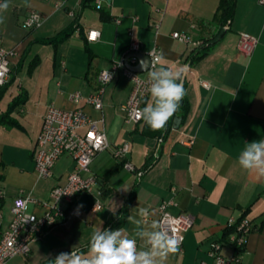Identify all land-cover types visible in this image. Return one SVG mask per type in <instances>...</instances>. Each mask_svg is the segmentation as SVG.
Here are the masks:
<instances>
[{"label":"crops","instance_id":"0c3cea01","mask_svg":"<svg viewBox=\"0 0 264 264\" xmlns=\"http://www.w3.org/2000/svg\"><path fill=\"white\" fill-rule=\"evenodd\" d=\"M3 3L8 7L0 10V46L15 48L16 54L0 97V233L10 220L16 195L45 200L73 168V159L64 153L54 163L50 177L39 178L34 171V146L49 104L72 108L69 92L79 90L85 95L95 90L98 72L127 51L131 35L141 51L154 46L160 49L157 68L175 70L188 65L183 81L185 108L174 115L181 120L175 126L173 118L162 139L143 119L126 121L121 105L132 83L121 74L105 86L101 110L80 103L88 114L102 119L99 126L109 142L90 164L97 182L90 191L73 198V206L83 205L80 217L68 215L43 229L27 255L11 257L7 264H49L77 244L87 253L82 248L89 244L93 226L103 230L124 207L119 225L112 230L122 229L123 236L136 240L138 250L146 249L147 236L137 233L155 230L152 221L158 219V205L171 198L175 204L169 210L190 213L193 225L184 234L181 250L170 254L165 264H212L208 255L212 241L221 242L222 253H231L224 231L242 216L251 221L253 229L240 251V264H264V179L250 175L238 163L246 143L264 139V4L235 0L222 39L191 63L184 56L215 30L219 0H105L100 8L79 6L77 0H65L61 8L45 0ZM32 9L42 13L43 21L29 30L22 20ZM68 9L76 11L75 19ZM100 9L107 12V18H101ZM71 26L72 32L55 46L42 42ZM89 28L99 30L97 40H86ZM173 31L185 33L189 42L172 37ZM242 32L257 38L251 54L237 48ZM45 46L49 49L45 48L42 58L39 51ZM151 102L149 93L144 107ZM124 142L129 144L127 159L137 169L157 155L140 176L112 155L113 148ZM96 202L101 206L92 209ZM141 208L149 214H141ZM28 210L43 212L32 202Z\"/></svg>","mask_w":264,"mask_h":264},{"label":"built area","instance_id":"2783aa9c","mask_svg":"<svg viewBox=\"0 0 264 264\" xmlns=\"http://www.w3.org/2000/svg\"><path fill=\"white\" fill-rule=\"evenodd\" d=\"M3 0H0V4ZM52 1L55 8H61L65 0ZM264 4V0H257ZM83 0H77L82 5ZM105 0H93L94 6ZM97 8V7H96ZM68 15L76 18V11L68 9ZM43 15L37 10H29L22 20V26L26 29H35L42 24ZM119 22V19L115 20ZM98 29L89 28L85 32L87 41L98 39ZM171 36L189 42L185 33L173 31ZM257 38L250 33H240L237 48L245 53L251 54ZM193 44H196L193 42ZM140 50L138 40L131 35L128 49L125 53L115 58L109 68L102 69L97 74L98 86L88 94L79 90L67 94L68 100L74 104L72 108H63L53 103L49 104L42 117L41 128L37 136L34 151V171L39 178H47L52 175V167L60 155L67 153L74 162L73 168L66 174L62 184H56L49 192L48 198L38 200L28 195L19 193L16 195L10 206V220L0 233V264H7V261L16 255H27L30 251L31 242L47 227H51L69 216L80 217L81 211L72 205L73 198L82 191H90L97 182V176L90 169L93 157L99 151L109 147L105 131L99 126L102 119H96L88 114L83 106L89 105L94 109L101 110L103 104V93L105 86L121 74L132 83L131 91L127 99L122 103L121 110L126 121L138 123L142 120L140 115L143 98L149 94V80L147 71L139 73L127 68L124 64L125 54L130 51ZM151 53L152 59L160 57V49L157 46L146 51ZM16 54L15 48L6 49L0 46V87L5 84L9 77L10 61ZM150 57V56H149ZM129 63L135 64L137 59L128 58ZM159 61V60H158ZM158 62L156 63L157 67ZM205 86L207 83L203 82ZM192 142L191 140L189 143ZM129 144L124 142L112 150L115 159L122 161V166L140 176L143 171L127 159ZM32 202L43 209L41 214L28 210V204ZM175 204L171 198L164 200L158 205V219L160 227L165 228L170 234L175 233L181 250L185 232L193 225V216L190 213L181 212L174 214L169 206ZM101 206L96 202L92 209ZM1 216V214H0ZM251 221L241 217L232 221L227 228L231 230L227 234L226 242L231 246L232 252L224 254L221 251V242L212 241L208 249V255L212 258V264H240V251L245 247L248 234L251 231Z\"/></svg>","mask_w":264,"mask_h":264},{"label":"clouds","instance_id":"9594fccd","mask_svg":"<svg viewBox=\"0 0 264 264\" xmlns=\"http://www.w3.org/2000/svg\"><path fill=\"white\" fill-rule=\"evenodd\" d=\"M101 3L96 7L100 8ZM7 3L0 4V10L7 9ZM141 59L139 66L143 72L147 71L152 102L141 110V117L152 130L165 127L178 109L181 107L185 89L183 86L184 73L188 65L177 69L156 67V60ZM150 62V66H149ZM242 169L257 179H264V139L246 143L238 157ZM83 205H78L81 209ZM141 214H149L147 209L141 208ZM160 221L153 220V231L137 235L147 236V248H137L134 238L122 235L123 230L101 229L93 226L87 253L81 251L80 245H73L69 252H60L49 264H165L168 256L179 250V241L175 233L160 227Z\"/></svg>","mask_w":264,"mask_h":264},{"label":"trees","instance_id":"16d2710c","mask_svg":"<svg viewBox=\"0 0 264 264\" xmlns=\"http://www.w3.org/2000/svg\"><path fill=\"white\" fill-rule=\"evenodd\" d=\"M88 5L94 6L93 0H83L82 6H88ZM234 6H235V0H219V4H218L216 14H215V17H216L215 18V20H216L215 30L208 37H205L201 42H199L195 46H193L185 54L184 58L186 60H189L191 63L196 62L197 60H199L200 58L205 56L211 50V48L219 40L222 39V37L224 36V34L226 33V31L228 29V25H229L230 20L233 17ZM100 16H101V18H107L108 14L104 9H100ZM73 29H74V27L71 26L70 28L65 29L61 33L57 34L56 36H53V37L47 38V39H43L42 42L51 43L55 46L58 42H60L64 38H66L72 32ZM85 50L88 53V57L91 58L92 53L90 52V49L86 43H85ZM7 82L0 87V97L2 96V92L4 91ZM144 98L142 100V108H144V105H143L144 104ZM184 108H185V103H182L181 107L178 109L181 114L183 113ZM5 114H3L1 116V118H3ZM173 118H174V116L171 119H169V121L167 122V124L165 125L164 128H162L161 130H158V134H159L158 138L159 139H162L165 136V133L167 132V130H169V127L172 124ZM10 123L16 124L15 121H13V120H10ZM156 156H157L156 154L152 155L150 157V160L146 163V165H144L141 168V170L143 172L154 162ZM120 164L122 165V161H120ZM110 171H112V170H110ZM134 189L135 188H133L130 197L126 201L127 204L131 200V197L133 196ZM124 209H125V207L121 211L116 213V215L106 224L104 229L112 230L113 228L117 227L119 225V218L124 213ZM252 229H253V225H251V230ZM230 230H231L230 227L226 228L223 236L224 237L227 236V234L229 233ZM88 245L83 247L82 250L88 249Z\"/></svg>","mask_w":264,"mask_h":264},{"label":"water","instance_id":"95a60500","mask_svg":"<svg viewBox=\"0 0 264 264\" xmlns=\"http://www.w3.org/2000/svg\"><path fill=\"white\" fill-rule=\"evenodd\" d=\"M130 57L136 58L137 59V62L135 64L129 63L128 58H130ZM141 59H150V57H149V55L147 54L146 51H141V50H138V51H130V52H128V53L125 54L124 64L130 70H132L134 72L142 73L143 71L141 70V68L139 66V61ZM149 66H150V62H149ZM184 78H185V73H184ZM183 81H184V79H183ZM180 120L181 119H180L179 116L174 117V124H175V126H177L179 124Z\"/></svg>","mask_w":264,"mask_h":264},{"label":"rangeland","instance_id":"374dc122","mask_svg":"<svg viewBox=\"0 0 264 264\" xmlns=\"http://www.w3.org/2000/svg\"><path fill=\"white\" fill-rule=\"evenodd\" d=\"M45 48L47 49L48 48V46H45L44 48H42L39 52H40V55H41V57L43 58V56H44V53L46 52L45 51ZM49 49V48H48Z\"/></svg>","mask_w":264,"mask_h":264}]
</instances>
